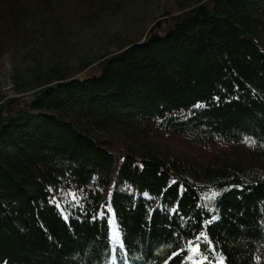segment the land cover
Masks as SVG:
<instances>
[{"label":"trees","instance_id":"trees-1","mask_svg":"<svg viewBox=\"0 0 264 264\" xmlns=\"http://www.w3.org/2000/svg\"><path fill=\"white\" fill-rule=\"evenodd\" d=\"M22 51L0 263L264 264V0H0V61Z\"/></svg>","mask_w":264,"mask_h":264},{"label":"rangeland","instance_id":"rangeland-1","mask_svg":"<svg viewBox=\"0 0 264 264\" xmlns=\"http://www.w3.org/2000/svg\"><path fill=\"white\" fill-rule=\"evenodd\" d=\"M157 16H162V12L158 11L155 13ZM124 15H116L113 17H108L80 33L78 37L71 41L72 45L76 47L79 51H92L93 53H100L102 41L106 34L117 33L123 26ZM164 18L155 20L152 24H149L150 30H153L156 23ZM37 38L34 46L38 47L41 44V32L35 29ZM27 65V60L25 59V51L18 54H8L3 57L0 61V90L2 95L8 98L16 97L12 84V69L17 67H22ZM30 97L25 96L21 98V101H29ZM112 238L117 241V235L114 229H111ZM2 264V263H0Z\"/></svg>","mask_w":264,"mask_h":264},{"label":"water","instance_id":"water-1","mask_svg":"<svg viewBox=\"0 0 264 264\" xmlns=\"http://www.w3.org/2000/svg\"><path fill=\"white\" fill-rule=\"evenodd\" d=\"M163 21H164V20H160V21H158V22L156 23L155 27L153 28V30H151V32L154 31L155 28H161ZM159 38H160V35H159L158 33H156V34L152 35V36L149 38V41H150V42H153V41H155V40H158Z\"/></svg>","mask_w":264,"mask_h":264},{"label":"snow or ice","instance_id":"snow-or-ice-1","mask_svg":"<svg viewBox=\"0 0 264 264\" xmlns=\"http://www.w3.org/2000/svg\"><path fill=\"white\" fill-rule=\"evenodd\" d=\"M117 241H118V237H117ZM193 251L198 252V251H200V249L197 247V248L193 249ZM220 264H224L223 260L220 261Z\"/></svg>","mask_w":264,"mask_h":264}]
</instances>
